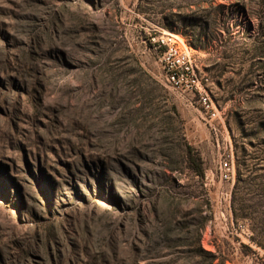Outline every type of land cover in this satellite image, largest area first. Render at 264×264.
Returning a JSON list of instances; mask_svg holds the SVG:
<instances>
[{
  "label": "rangeland",
  "instance_id": "374dc122",
  "mask_svg": "<svg viewBox=\"0 0 264 264\" xmlns=\"http://www.w3.org/2000/svg\"><path fill=\"white\" fill-rule=\"evenodd\" d=\"M0 264H264V0H0Z\"/></svg>",
  "mask_w": 264,
  "mask_h": 264
},
{
  "label": "built area",
  "instance_id": "2783aa9c",
  "mask_svg": "<svg viewBox=\"0 0 264 264\" xmlns=\"http://www.w3.org/2000/svg\"><path fill=\"white\" fill-rule=\"evenodd\" d=\"M158 46L163 50L159 58L160 65L166 74L168 83L177 91L190 93L202 89V83L197 77L196 66L191 52L185 48L183 38L176 34L166 33L158 39ZM200 102L211 109L207 95H200ZM215 115V114H214ZM213 115V116H214ZM221 178L228 180L233 174L230 158L220 163Z\"/></svg>",
  "mask_w": 264,
  "mask_h": 264
},
{
  "label": "trees",
  "instance_id": "16d2710c",
  "mask_svg": "<svg viewBox=\"0 0 264 264\" xmlns=\"http://www.w3.org/2000/svg\"><path fill=\"white\" fill-rule=\"evenodd\" d=\"M186 153L190 168L195 173V175L203 179L204 169L202 166L201 158L199 157L198 153L191 146L187 147Z\"/></svg>",
  "mask_w": 264,
  "mask_h": 264
},
{
  "label": "bare ground",
  "instance_id": "6f19581e",
  "mask_svg": "<svg viewBox=\"0 0 264 264\" xmlns=\"http://www.w3.org/2000/svg\"><path fill=\"white\" fill-rule=\"evenodd\" d=\"M176 36H179V35H176ZM184 41V40H183ZM184 44H185V48L188 49L190 52H191V47L189 45H187L184 41Z\"/></svg>",
  "mask_w": 264,
  "mask_h": 264
}]
</instances>
